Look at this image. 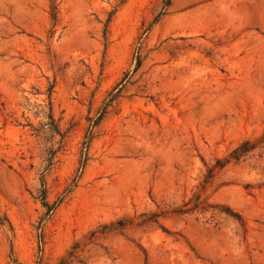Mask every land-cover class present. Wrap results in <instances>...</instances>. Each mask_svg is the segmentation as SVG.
Segmentation results:
<instances>
[{
  "label": "rangeland",
  "instance_id": "1",
  "mask_svg": "<svg viewBox=\"0 0 264 264\" xmlns=\"http://www.w3.org/2000/svg\"><path fill=\"white\" fill-rule=\"evenodd\" d=\"M166 1L0 0V264H264V0Z\"/></svg>",
  "mask_w": 264,
  "mask_h": 264
},
{
  "label": "trees",
  "instance_id": "2",
  "mask_svg": "<svg viewBox=\"0 0 264 264\" xmlns=\"http://www.w3.org/2000/svg\"><path fill=\"white\" fill-rule=\"evenodd\" d=\"M169 2H170V1L167 0V1L164 3L163 8H162V11H164L165 8L169 6ZM138 66H139V63L137 64V67L135 68V70H137ZM238 157H239V155L237 154V152H234V159L237 160Z\"/></svg>",
  "mask_w": 264,
  "mask_h": 264
}]
</instances>
